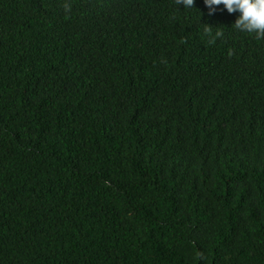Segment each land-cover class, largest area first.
<instances>
[{"label": "trees", "instance_id": "1", "mask_svg": "<svg viewBox=\"0 0 264 264\" xmlns=\"http://www.w3.org/2000/svg\"><path fill=\"white\" fill-rule=\"evenodd\" d=\"M237 16L0 0V264H264V39Z\"/></svg>", "mask_w": 264, "mask_h": 264}, {"label": "clouds", "instance_id": "2", "mask_svg": "<svg viewBox=\"0 0 264 264\" xmlns=\"http://www.w3.org/2000/svg\"><path fill=\"white\" fill-rule=\"evenodd\" d=\"M176 3L183 5L184 9H191L195 0H176ZM204 4L209 16L214 15L220 5L229 14L238 13L233 24L235 29L264 39V0H204ZM222 35V32L217 31L213 39Z\"/></svg>", "mask_w": 264, "mask_h": 264}]
</instances>
